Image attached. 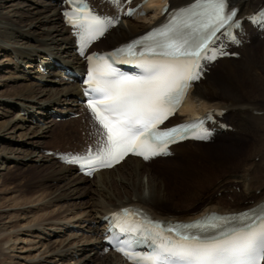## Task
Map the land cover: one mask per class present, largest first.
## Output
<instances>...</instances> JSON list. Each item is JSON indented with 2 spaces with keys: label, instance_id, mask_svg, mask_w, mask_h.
<instances>
[{
  "label": "bare ground",
  "instance_id": "bare-ground-1",
  "mask_svg": "<svg viewBox=\"0 0 264 264\" xmlns=\"http://www.w3.org/2000/svg\"><path fill=\"white\" fill-rule=\"evenodd\" d=\"M192 1L153 0L145 7V17L122 22L102 41L100 49L111 50L164 21L162 8L166 3L177 8ZM230 2L239 8V18L264 6V0ZM61 9L62 0H0V186L12 179L15 168H34L36 164L49 167L35 189H27L21 182L20 187L0 190L3 264H126L115 254H105L102 243L104 217L122 207H140L154 219L188 222L211 212H240L264 201V140L253 141L248 149L242 146L243 141H237L234 145L210 146L207 152L202 151L201 143L177 146L175 153L187 150L184 145H189L212 170L224 174L226 178L218 189L223 191L227 188L223 186L233 183L240 186L241 193L236 195L235 204L227 205L204 195L195 185L197 189L182 209L172 210L166 209V204L174 199L165 178L141 160L130 158L89 181L73 172L74 168L45 159L44 140L60 145L67 135L63 131L56 134L54 118L44 124L35 125L33 121L40 118L41 122L54 112L69 119L82 109L78 82L73 78L66 82L62 77L64 68L81 72L85 66L74 54ZM247 31L251 32L249 26ZM254 38L259 40L257 47L252 42L244 44L239 49V60L220 61V72L212 71L205 82L196 86L171 125L209 111L225 110V119L231 120L228 125L235 134L251 133L254 121L262 120L257 113L264 111V104L250 101L252 96L246 89L248 84L259 89L264 83V39L257 32L252 41ZM82 121L69 119L64 126L74 123L86 132L87 124ZM86 139L87 133L81 141ZM214 157L233 163L217 164ZM110 186L115 188L111 191ZM89 194L90 201L82 204Z\"/></svg>",
  "mask_w": 264,
  "mask_h": 264
},
{
  "label": "snow or ice",
  "instance_id": "snow-or-ice-1",
  "mask_svg": "<svg viewBox=\"0 0 264 264\" xmlns=\"http://www.w3.org/2000/svg\"><path fill=\"white\" fill-rule=\"evenodd\" d=\"M226 8L227 0H196L187 8L179 9L168 23L109 54V57H115L127 51L131 55L135 45L142 44L152 55L141 53L137 62L139 75L121 73L96 54L87 56L90 68L86 83L91 90L85 91L86 95H91L88 107L105 131L101 136L102 146L95 153L89 150L84 156L73 157L68 162L87 167L91 174L97 167L118 163L130 152L147 161L168 154V144L177 138L184 139L189 129L201 128L204 120L166 130H159L158 126L175 114L190 83L200 78L199 61L215 59V54H206L209 42L235 16L234 10L226 12ZM135 11L130 9L127 15L131 16ZM163 11L166 12L167 7ZM66 16L78 30L81 55L88 43L102 36L111 23L79 6ZM208 118L210 114L205 117ZM208 135L203 131L195 138L207 139ZM122 211L124 216L114 214L120 232L137 233L152 244V251L142 254L131 250V242L117 241L116 250L133 264H260L264 260V205L241 213L239 217L213 215L192 224L168 227L152 221H148V226L130 222L125 218L129 210ZM237 218L250 219L252 223L246 225V230L232 228L221 233L222 239L201 234L209 224L216 227L217 221L227 223ZM193 229L200 231L194 233Z\"/></svg>",
  "mask_w": 264,
  "mask_h": 264
},
{
  "label": "rangeland",
  "instance_id": "rangeland-1",
  "mask_svg": "<svg viewBox=\"0 0 264 264\" xmlns=\"http://www.w3.org/2000/svg\"><path fill=\"white\" fill-rule=\"evenodd\" d=\"M254 35H255V32H254ZM255 39L258 40V38H254L253 40L255 41V43H254V41H251L252 42L251 45L255 46V44H256L255 47H257L259 40L256 41ZM217 66L212 71H219L220 72L221 68H219V64ZM25 72H26V70H25ZM27 75H29V73H27ZM246 89L248 92H250L249 94L252 96V97H249L250 101H253L255 103L264 104V83L261 84L259 89L253 88L249 84L247 85ZM233 113H235V112H233ZM257 117H259L262 120L254 121V126H253L254 131L252 130L253 132L251 131V133H248V134L244 133L242 135L235 134V132H229V134H226L222 137H219L215 143H201V144H199L200 147L202 148V151L207 152L208 147L215 146V145H222L223 143L228 144V145H234L235 143H238L237 141H239V142L243 141L244 145H242V146H244L245 148L248 149V148H250L253 141L255 142V141L264 140V114L258 115ZM53 118L55 119L56 117H53L50 114L49 116L42 118L41 122H40V120L38 121L37 119H35V121H33V124H35V125H37V123L44 124V122L47 123V120L50 121ZM226 119H228V117ZM227 121L231 122V120H229V119ZM55 122L57 124V126L55 127L56 134L63 131V134L67 135V137L65 136L66 140L60 145L55 144V143H50L49 142L50 140L49 141L44 140L45 144H44V151H43L42 155L45 159L49 158V160H54L58 164V161L55 158L47 155V151L54 150V149H59L58 151H65V150L68 151L67 150L68 148L77 147V145L81 144V142H82L81 138L83 137V133H85V132H82L81 137H79L76 135V133L79 134L80 131L76 130L74 123H70V124H67L64 126L65 121L56 120ZM229 124H232V122ZM84 136H86V133ZM70 137H72V139ZM184 146L187 147V150L186 149L183 150L185 153L183 151L182 152H176V156L174 159H170V160H166V161L157 160L156 162H152V165H150L156 172L159 173V175H162L165 178L167 185L169 187V190L171 192L172 199H174V201H172L171 203L166 204V209H168V210L169 209H171V210L172 209H180V208L182 209L183 203L188 201V198H189L190 194L192 193V191L197 189L196 187H199L198 189H200L201 193H203L204 195H207V196L211 195L212 197H214L216 199L223 200L227 205L235 204V201L237 200L236 195H239L241 193L240 186L232 183L231 185L228 184L226 186H223V187H227L223 191H222V189H218L217 187L220 184V182L226 178L224 176V174H222L221 172H219L217 170L216 171L212 170L208 165H206L208 162L199 159L200 157L199 158L197 157L195 150L192 147L190 148L189 145H184ZM32 159L35 160V157H33ZM213 159L217 162V164H223V163L231 164V163H233V161L232 162L231 161L223 162V160L217 159L215 157ZM259 159L260 158L258 157L255 159V161L259 162ZM202 164H203V166H202ZM36 166L37 167L28 168V169L22 168V167L15 168L13 170L12 179L6 185L0 186V190L3 189V191H4L6 189L5 187H9V186L14 187V185H15L14 188H17V187H20L22 183L25 184V188H27V189L32 190V189L37 188L36 186H38V182H40L41 180L44 179V177L46 175V171H47V169H49V167H47V166H46L47 168L46 167H39L37 164H36ZM43 168H44V170H43ZM205 171H206V173H205ZM204 177H205V179H203ZM87 180L91 181L93 179H87ZM11 183H13V185ZM16 185H17V187H16ZM195 185H196V187H195ZM111 187L112 186H110L109 188L112 191L113 188H115V186L112 188ZM212 188H214V189H212ZM88 191L90 192L91 190H88ZM259 191H257L256 196L259 195ZM89 196H91V194H89L86 198L83 199L82 204L90 201ZM80 203H81V201L77 202V204H80ZM0 264H3L1 259H0Z\"/></svg>",
  "mask_w": 264,
  "mask_h": 264
}]
</instances>
